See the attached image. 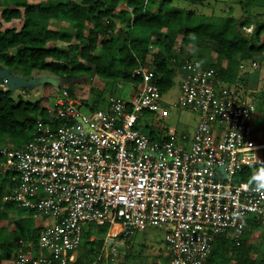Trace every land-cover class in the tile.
Instances as JSON below:
<instances>
[{
  "label": "built area",
  "instance_id": "obj_1",
  "mask_svg": "<svg viewBox=\"0 0 264 264\" xmlns=\"http://www.w3.org/2000/svg\"><path fill=\"white\" fill-rule=\"evenodd\" d=\"M181 70L174 105L197 113L191 139L135 128L143 111L168 115L145 66L131 73L141 79L129 99L111 95L92 108L61 87L46 103V119L0 168L16 183L6 199L42 219L32 252L19 247L15 264H120L121 239L147 226L163 231L167 264H206L218 234L229 230L238 243L250 216L264 227V191L240 176L264 147L252 125L255 105L194 59ZM90 225L108 228L96 256L79 262Z\"/></svg>",
  "mask_w": 264,
  "mask_h": 264
},
{
  "label": "trees",
  "instance_id": "obj_2",
  "mask_svg": "<svg viewBox=\"0 0 264 264\" xmlns=\"http://www.w3.org/2000/svg\"><path fill=\"white\" fill-rule=\"evenodd\" d=\"M0 5L3 21H21L19 28H3L0 21V80L6 79V68L20 67L26 75L32 69L44 70L61 75L67 83L72 75L82 72L110 80L114 86H136L141 78L131 73L145 66L154 72L153 82L163 92L173 85L185 58L213 68L216 77L229 84L240 82L247 61L264 59V23L247 33V20L198 14L172 5L171 0H0ZM59 41L66 47H57ZM195 49L199 50L196 56ZM67 83L64 87L77 96ZM60 88L52 91L54 86L46 84L39 98L32 101L0 87V168L7 152L27 143L36 123L46 119V103ZM239 98L245 101L242 95ZM90 105L101 107L99 100ZM258 107L255 118L259 119L262 109ZM260 121L256 139L264 143V113ZM149 135L158 138L163 132L151 130ZM12 176V171L0 170V264H10L20 240L26 247L35 244L42 224L41 218L6 199L16 186ZM240 176L264 191V156L245 165ZM258 225L253 216L248 217L238 243L229 230L218 234L206 264H257L249 256L253 249L249 239ZM94 228L105 233L108 226L90 225ZM90 232L79 245V262L93 259L94 246L101 245V239H89ZM130 256L120 264H128Z\"/></svg>",
  "mask_w": 264,
  "mask_h": 264
},
{
  "label": "rangeland",
  "instance_id": "obj_3",
  "mask_svg": "<svg viewBox=\"0 0 264 264\" xmlns=\"http://www.w3.org/2000/svg\"><path fill=\"white\" fill-rule=\"evenodd\" d=\"M171 4L193 10L198 14L228 16L247 20L248 25L244 27V31L247 33L257 24L264 23V0H253L251 2H248V0H171ZM2 6L0 5V10ZM0 21L3 28H19L21 26L19 19L5 22L0 18ZM52 23L53 26H56L55 21H52ZM56 45L59 48L66 47V44L61 41L57 42ZM198 52L199 50L195 49L193 53L196 56ZM184 60L180 68L177 69L173 85L159 94V102L167 107L168 115L163 117L160 111L141 112L135 127L138 131L148 135L151 130L158 133L161 131L163 132V136L169 135L174 139L185 134L188 139H191L198 121V115L193 110L179 108L174 105L178 100L179 85L184 74L181 67L187 61L186 58ZM243 67L246 74H239L240 82L234 84L227 83V85L236 93L235 95H242L244 97V104H251V101L254 100V105L261 107L262 110L259 111L261 117L259 119L256 117L252 123L254 133L256 134V130L262 127L260 126V120L264 113V59H257L253 62L247 61ZM4 74L6 76L4 88L10 89L14 96L19 94L24 99L32 101L39 98L46 84L53 85L54 89L52 91H54L57 88L64 87L67 83L61 75L44 70L32 69L26 75L22 68L14 67L11 69L6 68ZM67 84L72 87L74 94L79 98L85 99L89 102L88 104H93V102L99 100L101 107L105 106L111 95H119L122 98L129 99L135 88L133 83H119L114 86L110 80L102 79L92 73L82 72L72 75ZM52 97L49 98V101ZM82 110L84 111L85 109ZM259 134L262 135L261 131H259ZM176 144L180 147L181 141L176 142ZM5 146L7 147V145ZM263 156L264 147L256 151L255 162ZM12 214L15 218L16 214L14 212ZM10 222L13 223V218L10 219ZM82 228H84V225H82ZM263 232L264 227L258 225L251 240L249 239L253 247L249 256L255 258L257 264H264ZM90 234L93 237L90 238L89 235V239L95 238L97 241L101 239L100 244H102L104 233H98L94 228ZM121 241L122 243L118 244L117 249L119 263H124L126 256L130 254L128 264H167L164 255L163 231L161 229L147 226L142 231H136L130 237L121 239ZM23 242V240H20L18 243L23 252H32V245L26 247ZM100 246H94L96 254L99 252ZM77 253H79V248L77 249ZM9 263L15 264V257Z\"/></svg>",
  "mask_w": 264,
  "mask_h": 264
},
{
  "label": "crops",
  "instance_id": "obj_4",
  "mask_svg": "<svg viewBox=\"0 0 264 264\" xmlns=\"http://www.w3.org/2000/svg\"><path fill=\"white\" fill-rule=\"evenodd\" d=\"M175 141H179L180 140V137H178V138H176V139H174Z\"/></svg>",
  "mask_w": 264,
  "mask_h": 264
}]
</instances>
